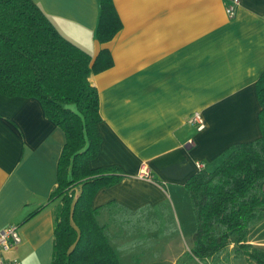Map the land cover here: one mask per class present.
<instances>
[{
	"label": "crops",
	"instance_id": "1",
	"mask_svg": "<svg viewBox=\"0 0 264 264\" xmlns=\"http://www.w3.org/2000/svg\"><path fill=\"white\" fill-rule=\"evenodd\" d=\"M34 1L67 38L96 53L98 0ZM113 1L121 24L105 43L112 63L89 73L102 117L101 145L89 164H118L125 175L95 190L91 201L131 209L168 204L201 168L197 161L212 168L231 142L259 134L255 78L264 69V0H237L232 15L225 9L232 0ZM42 108L30 95L0 92V227L18 225L19 242L3 251L18 264H49L53 257L59 199L48 196L64 130ZM193 110L204 127L188 120ZM106 214L107 205L99 210ZM259 223L247 236L264 245V218Z\"/></svg>",
	"mask_w": 264,
	"mask_h": 264
},
{
	"label": "trees",
	"instance_id": "2",
	"mask_svg": "<svg viewBox=\"0 0 264 264\" xmlns=\"http://www.w3.org/2000/svg\"><path fill=\"white\" fill-rule=\"evenodd\" d=\"M98 2L94 34L101 44L92 54L57 29L36 1L0 0V92L36 98L43 114L64 130L57 182L48 196L59 199L49 264H122L111 240L135 230L129 228L136 223L134 214L143 226L156 227V210H169L165 202L132 209L114 200L92 204L95 190L125 175L118 164H89L101 145L97 123L102 118L89 73L111 65L105 43L121 24L113 0ZM255 84L259 134L231 142L214 167L198 168L183 182L195 228L174 264H227L237 255L264 264V245L247 236L264 218V69ZM106 205L107 217L100 219Z\"/></svg>",
	"mask_w": 264,
	"mask_h": 264
},
{
	"label": "rangeland",
	"instance_id": "3",
	"mask_svg": "<svg viewBox=\"0 0 264 264\" xmlns=\"http://www.w3.org/2000/svg\"><path fill=\"white\" fill-rule=\"evenodd\" d=\"M226 152L227 150L217 158L220 159ZM187 192V189L184 188L179 199L168 200L169 210H165V214L175 220L174 222L169 221L164 211H160V209L155 212L156 218H158V222L155 223L156 227L153 226V223L149 226H146L147 223H145L143 226V222L139 221L134 214L135 218L133 217L132 221H135L136 225L132 224L129 228L135 230L120 234L117 237V243L113 239L111 240L122 264H174L176 258L183 254L186 248L188 249L195 221ZM99 218L103 217L99 216ZM257 223L256 227L254 224L250 228L251 231L255 230L256 234L261 227L259 220ZM261 232L264 234V230ZM250 236L253 237L251 233ZM226 262L227 264H255L250 258L238 255ZM191 264L194 263L191 262Z\"/></svg>",
	"mask_w": 264,
	"mask_h": 264
},
{
	"label": "built area",
	"instance_id": "4",
	"mask_svg": "<svg viewBox=\"0 0 264 264\" xmlns=\"http://www.w3.org/2000/svg\"><path fill=\"white\" fill-rule=\"evenodd\" d=\"M237 0L228 1L225 4V9L229 12V15L235 13V4ZM191 115L188 120L196 124L197 128L204 127V122L199 111H191ZM204 164L197 161V167H202ZM21 238V232L18 230V225L16 223H6L0 227V264H18L19 259L16 257H4L3 251L7 248H12L16 246Z\"/></svg>",
	"mask_w": 264,
	"mask_h": 264
}]
</instances>
